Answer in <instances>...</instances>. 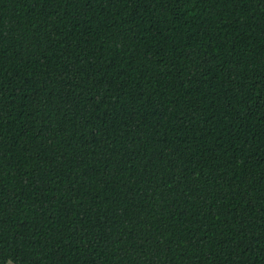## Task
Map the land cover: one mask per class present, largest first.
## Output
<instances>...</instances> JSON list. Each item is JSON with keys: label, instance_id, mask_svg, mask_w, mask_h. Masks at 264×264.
Returning a JSON list of instances; mask_svg holds the SVG:
<instances>
[{"label": "trees", "instance_id": "1", "mask_svg": "<svg viewBox=\"0 0 264 264\" xmlns=\"http://www.w3.org/2000/svg\"><path fill=\"white\" fill-rule=\"evenodd\" d=\"M0 264H264V0H0Z\"/></svg>", "mask_w": 264, "mask_h": 264}]
</instances>
